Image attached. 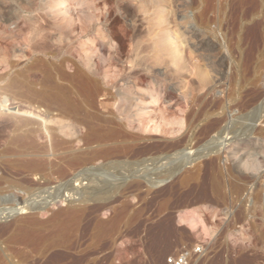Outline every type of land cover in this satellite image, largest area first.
Segmentation results:
<instances>
[{
	"label": "rangeland",
	"instance_id": "1",
	"mask_svg": "<svg viewBox=\"0 0 264 264\" xmlns=\"http://www.w3.org/2000/svg\"><path fill=\"white\" fill-rule=\"evenodd\" d=\"M259 1L256 11L241 14L238 0H0V176L45 182L40 173L30 174L24 155L26 136L37 128L43 137L56 134L80 151L86 124H122L124 135L151 140L110 159L155 157L132 166L136 173L122 164L102 168L101 158L86 167L60 163L59 174L53 169L46 176L51 183L63 174L62 186L81 173L94 178L84 187L111 196L89 201L74 214L62 200L20 209L39 200L3 182L0 264H166L167 257L200 242L203 253L194 264H264V116L252 122L255 129L251 123L252 144L237 153L232 133L219 138L209 129L220 112L195 123L184 137L190 106L182 97L205 91L199 85L203 70L208 86L218 80L206 100L223 98L230 112L237 109L235 101L260 93L256 106L262 105L264 115V0ZM185 61L199 72L186 69ZM232 90L240 92L238 100ZM159 126H168L169 134L156 131ZM43 137L32 139L41 145ZM171 142L177 149L170 150ZM166 151L169 157L160 159ZM165 169H173L172 177L153 184Z\"/></svg>",
	"mask_w": 264,
	"mask_h": 264
},
{
	"label": "bare ground",
	"instance_id": "2",
	"mask_svg": "<svg viewBox=\"0 0 264 264\" xmlns=\"http://www.w3.org/2000/svg\"><path fill=\"white\" fill-rule=\"evenodd\" d=\"M238 2H239V5H240V9H239V12L241 13V14H248V13H250V12H252V11H256L257 9H258V7L261 5V3H260V1L259 0H238ZM235 20V22H237V23H242V18H236V19H234ZM39 29V28H38ZM32 30V29H31ZM42 30V29H41ZM44 30V29H43ZM36 31H37V29H36ZM41 32V31H40ZM31 33H35V32H31ZM28 34V33H27ZM36 34H37V32H36ZM35 35V34H34ZM39 35H42V33L40 34H38V36ZM30 37V36H29ZM35 37H37V35L35 36ZM32 38H33V36L31 37V39L30 40H32ZM39 38V37H38ZM35 39V38H34ZM201 42V41H200ZM37 48V47H36ZM39 48H41V47H39ZM40 50V49H39ZM73 50V49H72ZM45 50H43V52H44ZM42 52V51H41ZM42 52V53H43ZM188 56V55H187ZM99 57H101V55L99 56ZM189 57V56H188ZM188 57H186V58H188ZM192 58H190L189 60L188 59H186L187 60V62H192V60H191ZM191 60V61H190ZM186 62V61H185ZM184 62V63H185ZM186 62V64H187V66H186V69L188 68L189 70L191 69L192 70V68L193 67H196V66H193L192 68H191V66L192 65H190V64H188ZM184 63H183V65H184ZM191 64H193V63H191ZM188 65H190V67L188 66ZM194 65V64H193ZM183 68H184V66H183ZM196 69H198L197 67H196ZM185 70V69H184ZM188 70V71H189ZM195 70V69H194ZM194 70H192V72L194 73ZM73 73H72V75H74V74H76V69L74 70L73 69ZM185 71H187V70H185ZM199 72V69L198 70H196V72ZM201 71V70H200ZM189 72H191V71H189ZM197 72V73H198ZM200 74V80H199V85H201V83H203L204 84V86L205 87H203V89L205 88V91L203 90V91H199V92H197V91H195V93H191L190 94V92H189V95H186V93H185V96H183L182 95V97L185 99V100H187V103L189 104V109L188 110H190L189 112H188V110H187V113H185V116L184 117H186V121L188 122V126H187V130L184 132V137L186 138V136H187V133H189L190 131H191V129H192V127H193V125H195V123H197V122H199V121H201L202 119H204V118H206V117H210V115H215V114H217V113H221L220 114V117L219 118H216V120H214L213 119V121L211 122V124H209L210 125V127H209V125L207 126V127H209V129L211 130V131H214L213 133L215 134V132H216V135L217 134H219L218 136H219V138H220V134L221 133H223V132H226V135L227 134H229V133H232V139H231V141L232 142H234V146H235V152H237L238 153V150L240 149V148H242V145H244V147L245 148H247L246 147V145H251L252 143H251V138L249 137V134L251 133V123L254 121V120H256V119H260V118H262L264 115L262 114V109H260L261 108V106L262 105H260V107H257L256 105H258L259 103H257V101H259L258 100V98L260 97V93H259V96H257L258 95V93H256V95L254 96L255 98H251V99H249V100H244L245 102H236L235 100V103H233L235 106H234V108H237L236 110L234 109V111H230V112H228V110H227V108L228 109H230L231 110V107L229 108V107H226V105H225V103H224V100H223V98L222 99H218V100H216L215 102L214 101H212V100H206V99H208V98H206L207 96H208V94H210V92H213L214 90V88L213 87H215L216 88V83L218 82V80H217V82H215V84L214 83H212V84H214V85H212V86H208V84L210 83V81H209V79H208V77L209 76H207L206 75V72L204 71L203 72V70L199 73ZM190 75V74H189ZM198 79H199V77H198ZM213 81V80H212ZM238 83V82H237ZM219 85H220V83H219ZM203 85H201V87H202ZM201 87L199 86V88L201 89ZM234 87V86H233ZM217 88H219V86L217 87ZM236 88V87H235ZM194 89V88H193ZM193 89H191L190 91H192V92H194L193 91ZM200 89H198V90H200ZM196 90H197V88H196ZM213 90V91H212ZM238 90V89H237ZM216 91V90H215ZM224 91V90H223ZM233 91V90H232ZM230 92L231 94L234 92ZM197 92V93H196ZM236 92V91H235ZM233 93L234 94V98L236 99L237 98V100H238V98L240 97V92H239V94L238 93ZM263 92V91H262ZM221 93V92H220ZM226 93H227V91H226ZM228 93H229V91H228ZM183 94H184V92H183ZM232 94V95H233ZM254 94V93H253ZM264 94V93H263ZM222 95H223V93H222ZM248 95V94H247ZM246 96V95H245ZM181 97V98H182ZM225 97H227V96H225ZM247 97V96H246ZM250 97H251V94H250ZM182 98V99H183ZM249 98V97H248ZM183 99V100H184ZM213 99H217V98H215V97H213ZM229 99V98H228ZM232 99V98H231ZM240 100V99H239ZM264 100V99H263ZM262 99H261V101H263ZM226 101V100H225ZM260 101V102H261ZM1 102V101H0ZM186 102V101H185ZM230 103V102H229ZM228 103V104H229ZM1 104V106L3 107V105H2V103H0ZM6 106V105H5ZM186 106H187V104H186ZM256 106V107H255ZM10 107V106H9ZM196 107H197V109H196ZM1 108V107H0ZM18 108V107H17ZM20 108V107H19ZM187 108V107H186ZM193 108H195L196 109V111L193 109ZM13 109H15V107L13 108L12 107V110ZM184 109V108H183ZM193 109V110H192ZM2 110H3V108H2ZM5 110H6V108H5ZM16 110V109H15ZM186 110V109H185ZM192 110V111H191ZM233 110V109H232ZM7 111H9L8 110V108H7ZM17 111V110H16ZM12 112V111H11ZM20 112V111H19ZM23 112V115L26 113V115H27V111H22ZM22 112H20L21 114H22ZM29 113H30V111H28ZM180 112H182L181 111V109H180ZM12 113H14V112H12ZM162 113V112H161ZM160 113V114H161ZM261 113V114H260ZM15 114H17L16 112H15ZM183 114V113H182ZM20 115V114H19ZM30 115V114H29ZM28 115V116H29ZM36 115V114H35ZM178 115V114H177ZM176 115V116H177ZM40 116H41V114H40ZM165 117V115H164V113H163V115H162V118H164ZM176 116H175V118H176ZM180 116V115H179ZM33 117V116H32ZM35 117V116H34ZM33 117V118H34ZM156 117V116H155ZM41 118V117H40ZM40 118H38L37 119V117H36V121H38V120H40ZM44 118V117H43ZM41 119V120H43L44 121V119ZM179 118V117H178ZM27 119V118H26ZM26 119H25V121H26ZM166 119V118H165ZM165 119H163V120H165ZM29 120V119H28ZM184 120V121H185ZM23 121V120H22ZM24 121V122H25ZM208 121V120H207ZM257 122H258V120H256ZM255 121V122H256ZM261 121V120H260ZM262 121H264V117H263V120ZM20 122H21V119H20ZM30 122V121H29ZM33 122V121H32ZM157 122V121H156ZM161 122H163V121H161ZM167 122V119H166V121H165V123ZM181 122V121H180ZM209 122V121H208ZM26 123H27V121H26ZM94 122H92V124H91V122L90 123H88V124H86L87 126H89V129H87V130H89V132L87 131L86 133V136H84L85 137V139H82V141L81 142H83L84 141V143L82 144V145H85V148L83 149V150H80V151H78L77 149H75V148H73L72 149V144H71V146L70 145H68L67 144V141L66 140H63V139H58V137L57 138H55L56 136L55 135H52V136H54L53 138H52V136H50L51 134H50V132L48 133V131H47V134H45L44 135V137H45V141H43V144H38V143H35L34 142V139H32V138H34V137H37V138H42L43 137V135H42V133H41V131H39L40 129L39 128H37L38 130H33V131H31V133L29 134V136H26V138H30L29 140H27L26 141V143L24 144V147H25V153H24V155H26L27 157H29L30 159V163H31V167H30V169H28L29 170V172H30V174H39V175H41L40 176V179H43V181H45V182H43V183H41V182H39V181H37V182H31V183H28V181L26 180L25 182L23 181V180H25V179H21V178H17V177H15L14 175H11V176H7V175H2V176H0V189H1V187H3V182H6L7 184H5V185H9V186H7V187H9V189H10V186H14L15 188L17 187V188H19V189H21L20 191H23V193H25V194H28V196H27V198H29V199H31L32 198V201H34V200H39V202L37 203L38 205H32L31 204V201H26V203H24L23 205H22V207L20 208V209H24V208H27L28 207V209L30 208H34V207H39V208H42V205H43V207H46V204H52L53 203V201H57V200H62V201H67V210H66V212H68V214L69 213H77V212H81V211H83L84 209H85V205L86 204H88V202L89 201H93V200H103V198H107V197H111L110 196V194L108 195L107 193H106V191H99V190H90V188H91V186H90V188L87 186V187H84V186H86V185H84V184H88V183H90V181H92L94 178H91V177H89L88 176V178H91L92 180H90V179H86L85 178V176L86 175H81V173H76V174H71L70 172V174L71 175H73V176H71L69 179H67L66 181H65V183L61 186V184H62V180H64L65 179V177L63 178V174H62V172L60 173V174H62L61 176H59V177H57V178H62V179H60V180H58V182H56V183H51L49 180H48V178L46 177L48 174H51L50 172H53L54 170H55V172L57 173V174H59L58 173V171H56V168H58L59 169V167H58V165L60 164V163H63V162H68L69 164H71V165H73V166H76V167H78V166H83V165H85V164H89L90 162H92V161H94V160H98V158H99V160H100V158L103 160V161H105V163L101 166L102 168H104V166H106L107 164H110V163H112V164H116V165H120V164H122V168H123V170H125V171H127V172H129L130 173V171L131 170H133V171H131V172H135L136 173V171L137 170H135V169H133L132 168V166H134V165H136L137 167H139L140 165H143L144 164V162L146 163V161L147 160H149V161H152V162H154V160H155V157H153L152 155H149L147 158H145V159H142V160H139V161H130L129 159V161L128 160H123L122 158V160H118V159H110V155H111V158H112V156L114 155V154H116V152H119L120 154H121V152L122 153H124L125 151H127L126 153H128V151H130L131 153L133 152V151H135L137 148H138V150H139V147H141L142 145H141V142L143 143V142H147V141H149V140H151V138H149V137H133L132 135H124L123 133V129H125V128H123L121 125L119 126V127H109V125L108 124H105L104 125V127L103 126H97L95 123L93 124ZM38 124V123H37ZM127 124H129V128L131 127L130 125V123H126V125ZM163 124V123H162ZM186 124V123H185ZM208 124V123H207ZM222 124H223V126H222ZM253 124V126H254V123H252ZM21 125V124H20ZM39 125V124H38ZM100 125V124H99ZM102 125V124H101ZM106 125H108V127H106ZM119 125V124H118ZM125 124H124V126L125 127H127ZM154 125V124H153ZM261 125V124H260ZM264 125V124H263ZM18 126V125H17ZM22 126V125H21ZM21 126H19V127H21ZM87 126H86V128H87ZM133 126V125H132ZM205 126V125H204ZM205 126V128H207ZM252 126V127H253ZM165 127V128H164ZM168 128V126H163V127H161L160 128V126H159V128H157V129H155L156 131L158 130V132H160V133H168L169 132V129H167ZM128 128V127H127ZM133 129H134V127H132ZM152 128V127H151ZM153 128H155V126H153ZM170 128V127H169ZM204 128V129H205ZM48 129H50V128H48ZM76 129V128H75ZM208 129V128H207ZM206 129V130H207ZM254 129H255V126H254ZM263 129H264V127H263ZM51 130V129H50ZM170 130H171V128H170ZM210 130H208V131H210ZM43 131V130H42ZM151 130H149V132H150ZM259 131V130H258ZM264 131V130H263ZM262 130H261V132H263ZM53 132V131H52ZM80 132V131H79ZM183 132V131H182ZM253 132V131H252ZM264 133V132H263ZM44 134V133H43ZM54 134V133H53ZM169 134V133H168ZM122 135H124V136H126V137H124V139H122ZM209 135H211V134H209ZM230 135V134H229ZM228 135V136H229ZM264 135V134H263ZM121 136V140H119L118 138ZM227 136V137H228ZM231 136V135H230ZM43 137V138H44ZM208 137V136H207ZM212 137V136H211ZM210 137V138H211ZM214 137H216L215 135H214ZM60 138V137H59ZM62 138V137H61ZM189 138H190V136H189ZM213 138V137H212ZM217 138V137H216ZM223 138V137H222ZM226 138V137H225ZM231 138V137H230ZM65 139V138H64ZM184 139V138H183ZM208 139H209V137H208ZM214 139V138H213ZM213 139H210L211 141L213 140ZM227 139V138H226ZM178 140V139H177ZM185 140V139H184ZM215 140V139H214ZM218 140H220V139H217V140H215V141H218ZM228 140H230V139H228ZM227 140V141H228ZM180 141V140H179ZM179 141H177V142H179ZM186 141V140H185ZM208 141V140H207ZM221 141H222V139H221ZM220 141V142H221ZM45 142V143H44ZM69 142H70V140H69ZM77 142V141H76ZM80 142V141H79ZM182 142H184V141H182ZM209 142V141H208ZM214 142V141H213ZM71 143H72V141H71ZM153 143V142H152ZM151 143V144H152ZM179 143H181V141L179 142ZM251 143V144H250ZM74 144V143H73ZM209 144V143H208ZM211 144V143H210ZM213 144V143H212ZM218 144H220V143H218ZM224 144V143H223ZM254 144V143H253ZM76 145H77V143H76ZM181 145V144H180ZM207 145V144H206ZM231 145V144H230ZM256 145V144H255ZM258 145V144H257ZM75 146V145H74ZM78 146V145H77ZM207 146H209L208 148L211 150L212 149V147H214V146H212L211 148H210V146L211 145H207ZM233 146V147H234ZM254 146V145H253ZM76 147V146H75ZM184 147V146H183ZM186 147V146H185ZM217 147V146H216ZM221 147V146H220ZM230 147H232V145L230 146ZM80 148H81V146H80ZM169 148H171L170 150H172V149H177V146H176V143H170L169 144ZM207 148V149H208ZM225 148V147H224ZM227 148V147H226ZM82 149V148H81ZM186 149V148H185ZM209 149H208V151H209ZM213 149H215V148H213ZM228 149V148H227ZM75 150V151H74ZM77 150V151H76ZM179 150V149H178ZM178 150H176L177 151V153H178ZM197 150V149H196ZM229 150H231V149H229ZM244 149H242V151H243ZM195 151V150H194ZM228 151V150H227ZM148 152V151H147ZM187 151H183L182 150V153H186ZM189 152V151H188ZM191 152V151H190ZM189 152V153H190ZM112 153H113V155H112ZM167 153H169V151H166V152H161V153H159V155H158V157L160 156V159H166L167 157H169V156H167ZM180 153V152H179ZM217 153V152H216ZM230 153H232L231 151H230ZM229 153V154H230ZM236 153V154H237ZM241 153V152H240ZM248 153V152H247ZM174 154V153H173ZM181 154V153H180ZM188 154V153H187ZM186 154V155H187ZM245 154V153H244ZM244 154H242V155H244ZM182 155V154H181ZM180 155V156H181ZM198 155V154H197ZM247 156H249L248 154H246ZM183 156H185V155H183ZM233 156H234V154H233ZM235 156H239V154L238 155H235ZM234 156V157H235ZM50 157H52L53 159H51ZM123 157V156H122ZM130 157V156H129ZM239 158V157H238ZM237 158V159H238ZM241 158V157H240ZM242 158H244V157H242ZM248 158V157H247ZM250 158V157H249ZM133 159V158H132ZM159 159V160H160ZM246 159V158H245ZM136 160H138V159H136ZM230 160H231V158H230ZM243 160V159H242ZM247 161H249L248 159H246ZM250 160H251V158H250ZM102 161V162H103ZM236 161V160H235ZM159 162V161H158ZM164 162V161H163ZM237 163H239V161L237 160L236 161ZM67 163V164H68ZM162 163V162H161ZM245 164H246V162H244ZM248 163V162H247ZM250 163V162H249ZM252 163V162H251ZM250 163V164H251ZM147 164V163H146ZM240 164V163H239ZM243 164V163H242ZM101 165V164H100ZM150 165V164H149ZM149 165H147V166H149ZM236 166H238L237 164H235ZM234 165V166H235ZM254 165H255V167H256V169H257V164L255 163V164H253L252 165V168L254 167ZM135 166V167H136ZM144 166V165H143ZM142 166V167H143ZM240 166V165H239ZM239 166H238V168H239ZM242 166V165H241ZM243 166H244V164H243ZM7 167H9V165H7ZM71 167V166H70ZM84 167V166H83ZM82 167V168H83ZM85 167H86V165H85ZM136 167V168H137ZM231 167H232V165H231ZM245 167H247V165H245ZM251 167V166H250ZM249 166L247 167V168H250ZM255 167H254V169H255ZM81 168V167H80ZM130 168V169H129ZM234 168H236V167H233V169ZM238 168H236V169H238ZM241 168V167H240ZM252 168H250V170L252 169ZM54 169V170H53ZM138 169V168H137ZM140 169V168H139ZM138 169V170H139ZM151 169H152V167H151ZM150 169V170H151ZM243 169V168H242ZM246 169V168H245ZM72 170V169H71ZM74 170V169H73ZM135 170V171H134ZM149 170V171H150ZM235 170V169H234ZM247 170H249V169H247ZM259 170V169H258ZM61 170H59V172H60ZM75 171V170H74ZM96 171V170H95ZM237 171V170H236ZM80 172V171H79ZM82 172H84V171H82ZM86 172V171H85ZM96 172H98V171H96ZM145 172V171H144ZM173 172V169H165V171H164V173L163 174H161L160 175V173L158 174V175H156L155 176V181H152V183L154 184H158V183H160V182H162L164 179H165V177H167L168 175L169 176H171L170 174ZM239 172V171H238ZM245 172V171H244ZM69 173H68V176H69ZM90 173V172H89ZM129 173H127V174H129ZM145 173H147V172H145ZM144 173V174H145ZM149 173V172H148ZM153 173H155V172H153ZM174 173V172H173ZM242 173V172H241ZM29 174V175H30ZM236 174H238V173H236ZM252 174H253V170H252ZM64 175H65V173H64ZM89 175V174H88ZM124 175V174H123ZM123 175H121V176H123ZM133 175V174H132ZM244 175V174H243ZM254 175V174H253ZM58 176V175H57ZM168 176V177H169ZM245 176H246V173H245ZM252 176V175H251ZM19 177V176H18ZM172 177V176H171ZM246 177H248V176H246ZM53 178V177H52ZM67 178V177H66ZM86 179L87 181L84 183V182H82L81 183V181H82V179ZM119 178H121V177H119ZM257 178V177H256ZM21 179V180H20ZM45 179V180H44ZM53 179H55V178H53ZM83 179V180H84ZM154 179V178H153ZM236 179V178H235ZM56 180V179H55ZM247 179H245V181H246ZM251 180V179H250ZM51 181H53V180H51ZM248 182V181H247ZM3 183V184H2ZM163 183V182H162ZM246 183V182H245ZM250 183V182H249ZM2 184V185H1ZM52 184H54V186H52L51 187V185ZM82 185H83V187H82ZM239 185V184H238ZM237 185V186H238ZM248 185V184H247ZM244 186V185H243ZM6 187V186H5ZM5 187H4V189H5ZM245 187V186H244ZM238 188L239 189H242V188H240V186H238ZM7 189V188H6ZM5 189V190H6ZM12 189H14V188H12ZM237 189V188H236ZM238 189V190H239ZM4 190V191H5ZM7 191H9V190H7ZM2 193V192H1ZM22 193V194H23ZM106 194H107V196H106ZM2 195V194H1ZM24 195V194H23ZM107 200V199H106ZM104 201V200H103ZM25 202V201H24ZM102 203V202H101ZM105 204H107V203H105ZM104 204V205H105ZM45 205V206H44ZM100 205H102V204H100ZM85 206V207H84ZM99 207H103V205L102 206H99ZM98 207V208H99ZM104 209H105V207H104ZM26 210V209H25ZM32 210V209H31ZM97 210V209H96ZM27 211V210H26ZM29 211V210H28ZM33 211V210H32ZM97 211H99V210H97ZM6 212V211H5ZM102 212H103V209H102ZM101 212V213H102ZM3 211H1L0 210V218H2L3 217ZM6 214V213H5ZM98 214V213H97ZM99 215H100V213H99ZM79 221V218L77 219V222ZM67 238V237H66ZM65 241H67V240H65ZM46 242V241H45ZM64 242V241H63ZM47 244H49L50 246H54V245H51V244H53L54 242H52L51 244L50 243H48V242H46ZM46 243H41V247H39L40 249H41V251H42V248H44L45 247V245L47 246V244ZM57 244V243H56ZM65 244V243H64ZM48 245V246H49ZM60 245V244H59ZM70 245H72V242H71V244ZM49 246V247H50ZM70 246H67V248H69ZM73 247V246H72ZM72 247H70V248H72ZM46 248V247H45ZM46 249H44L43 251H45ZM42 251V252H43ZM44 253V252H43ZM49 256V255H48ZM1 259H2V261L3 260H5V259H3L2 257H0ZM54 258V257H53ZM0 262H1V260H0ZM8 263V262H7ZM3 264V263H2ZM4 264H6V262L4 263Z\"/></svg>",
	"mask_w": 264,
	"mask_h": 264
},
{
	"label": "built area",
	"instance_id": "3",
	"mask_svg": "<svg viewBox=\"0 0 264 264\" xmlns=\"http://www.w3.org/2000/svg\"><path fill=\"white\" fill-rule=\"evenodd\" d=\"M203 253V244L197 243L193 247H185L166 258V264H194Z\"/></svg>",
	"mask_w": 264,
	"mask_h": 264
}]
</instances>
